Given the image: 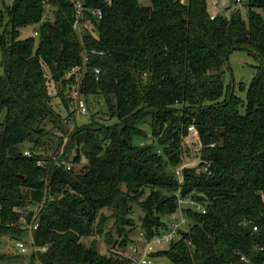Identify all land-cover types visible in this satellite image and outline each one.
I'll use <instances>...</instances> for the list:
<instances>
[{
  "label": "trees",
  "instance_id": "16d2710c",
  "mask_svg": "<svg viewBox=\"0 0 264 264\" xmlns=\"http://www.w3.org/2000/svg\"><path fill=\"white\" fill-rule=\"evenodd\" d=\"M81 1L93 30L79 37L69 0H0V235L21 232L16 210L38 205L32 236L45 246L26 263L0 254V264H129L81 238L113 242L102 212L108 208L126 245L128 201L146 188L140 227L148 239L166 229L177 191L205 208L184 204L180 239L152 257L264 264V0H247V20L236 9L210 13L206 0ZM93 9L101 11L98 20ZM27 25H36V35L20 37ZM238 49L257 60L245 100L223 82L227 56ZM84 57L80 92L90 118L77 125L68 96L73 77L65 75ZM93 96L107 118L91 112ZM143 123L157 148L132 143ZM190 125L200 141L194 166L181 161ZM181 165L179 184L174 171ZM33 215L27 212L28 222Z\"/></svg>",
  "mask_w": 264,
  "mask_h": 264
},
{
  "label": "rangeland",
  "instance_id": "374dc122",
  "mask_svg": "<svg viewBox=\"0 0 264 264\" xmlns=\"http://www.w3.org/2000/svg\"><path fill=\"white\" fill-rule=\"evenodd\" d=\"M4 4L10 5L13 0H3ZM207 7L210 13H222L228 15L230 11L236 9L240 11V14L243 19L247 20L248 18V9L246 7L247 0H206ZM143 4H147L148 0H141ZM256 11L263 13L262 9H256ZM36 29V25H27L20 29V37H27L33 36V31ZM36 38V36H34ZM1 55V54H0ZM255 65H257L256 58L245 49H238L231 51L228 56L224 67L223 73V82L225 89L228 86L232 87L233 92L239 96L241 99H246V91L247 87L252 80V77L255 74ZM3 73V67L0 66V74ZM55 85L51 83L49 86V90L52 94L55 93L54 90ZM93 101L89 102L91 106V112L96 113L94 116L100 117L102 119L107 118L104 115L103 109L104 104L103 101L99 96H93ZM52 103L54 107L65 116L67 113L63 109L62 105H60L59 100L57 97H53ZM90 112V113H91ZM76 114V113H75ZM77 125H82L87 123L90 118V114L85 115H77L75 116ZM115 119H111L107 121V123L114 122ZM143 133L135 134L132 136V143L135 145H143V144H150L154 148L158 147L157 141L152 137L151 128L147 123H143L140 125ZM25 146H29L28 143H25ZM200 149V141L197 136V133L194 131H188L187 135L183 138L181 144V151H182V165L186 166H194L197 165L199 162L198 160V152ZM84 162V161H82ZM124 188V185H123ZM148 196V189L144 190L143 194L137 195L136 198L133 200L128 201L130 205V213L127 217L130 219L132 226H126V238L128 239L126 245H120L119 242L124 237L123 234H118L116 225L114 223L115 218L112 214V211L108 208L102 209L103 215L107 217L105 231H110L112 234V242L111 244H107L105 241V235H95V236H88L82 237L81 241L85 245H89L92 241L98 246V250L103 254L109 253H117V255H124L130 259V262L135 261L138 259L140 253H142L143 242L139 237V232L142 231L140 227V217L145 213L143 209V202L145 201L146 197ZM22 208V209H21ZM40 207L38 205H24L23 207H19L16 212L21 215L26 216L29 210H33L34 214L37 215ZM172 214V213H171ZM170 215V214H169ZM165 218H168V216ZM17 229L21 232L15 231L10 233H5L0 235V254H5L9 256V262L13 263H26L30 257V233L29 228L26 225V222H18L16 225ZM186 227V226H185ZM20 240L25 242V246L27 247L28 252L22 253L20 250L15 246V241ZM133 247H136L137 250H134ZM168 247L167 243L162 244H153V251L159 249H165ZM151 264H173L170 260L166 257L159 256L153 257Z\"/></svg>",
  "mask_w": 264,
  "mask_h": 264
},
{
  "label": "built area",
  "instance_id": "2783aa9c",
  "mask_svg": "<svg viewBox=\"0 0 264 264\" xmlns=\"http://www.w3.org/2000/svg\"><path fill=\"white\" fill-rule=\"evenodd\" d=\"M45 1L46 0H43V2ZM69 1L71 2L72 8H73L72 28L76 31L78 36L81 37L84 29L93 30V23L90 20L86 19L85 14H84L83 2L81 0H69ZM91 13L96 18V20H98L101 17V11L99 9H93ZM211 17L213 18L214 15H212ZM34 34L36 35V31H34ZM85 61H86V57H84L83 62L80 66L71 67L65 75L67 79L73 77V80H71L72 85L70 89L68 90V96L74 105L76 116L85 115L88 112L87 105L85 101L82 99L81 92H80L81 83H82L83 74H84ZM98 73H99V70L96 69L95 74L98 75ZM187 130L196 132L193 125L188 126ZM23 154L31 155V152L29 150H25ZM60 163L64 165L66 169H70V164L67 161L62 159ZM37 164L43 165L44 160L38 159ZM181 168H182V165L175 168V171H174L179 184L182 182ZM178 193L179 192L177 191L178 207L175 212H173L172 214L168 216L166 229L162 230L159 234L154 235L150 239L146 238V235L143 231H140L139 237L143 242V248H142L143 250H142V253H140L138 259L130 262L129 264H151L152 259H153L151 254L154 252L153 244H162V243L169 244L172 241L180 239L181 235H180L179 230L186 228L185 226H187V223H188V219L186 218L185 213L182 209L184 204H189L192 208L196 210H200L202 213L205 212V208L203 207L201 203L193 201V200L183 199L179 196ZM17 211L19 212L20 210L17 209ZM20 214H22V212ZM35 217L36 215L34 214L31 220L28 222L24 215L20 216V221L24 223L26 222V225L29 228L30 254L38 253L40 251L45 250V246H38L34 243V240H33L32 231L38 226V222ZM256 229L257 227L253 226V230H256ZM14 244L20 250V252L22 253L28 252L27 247L25 246V242L16 240ZM133 249L137 250L136 247H134Z\"/></svg>",
  "mask_w": 264,
  "mask_h": 264
},
{
  "label": "crops",
  "instance_id": "0c3cea01",
  "mask_svg": "<svg viewBox=\"0 0 264 264\" xmlns=\"http://www.w3.org/2000/svg\"><path fill=\"white\" fill-rule=\"evenodd\" d=\"M134 248V247H133Z\"/></svg>",
  "mask_w": 264,
  "mask_h": 264
}]
</instances>
